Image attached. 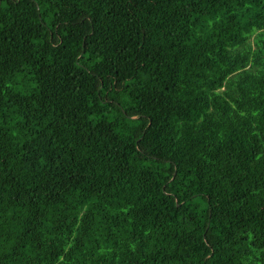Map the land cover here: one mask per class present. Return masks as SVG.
Masks as SVG:
<instances>
[{"label":"trees","instance_id":"16d2710c","mask_svg":"<svg viewBox=\"0 0 264 264\" xmlns=\"http://www.w3.org/2000/svg\"><path fill=\"white\" fill-rule=\"evenodd\" d=\"M0 264H264V0H0Z\"/></svg>","mask_w":264,"mask_h":264}]
</instances>
